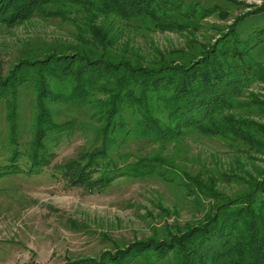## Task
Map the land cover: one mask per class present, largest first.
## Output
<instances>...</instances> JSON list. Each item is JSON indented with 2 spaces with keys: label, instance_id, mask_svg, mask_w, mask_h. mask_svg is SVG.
<instances>
[{
  "label": "trees",
  "instance_id": "trees-1",
  "mask_svg": "<svg viewBox=\"0 0 264 264\" xmlns=\"http://www.w3.org/2000/svg\"><path fill=\"white\" fill-rule=\"evenodd\" d=\"M217 13L227 17L200 0H0V31L36 17L75 28V42L32 49L8 77H0L9 142L17 147L20 86L31 85L36 111L28 156L34 164L40 165L47 132L63 129L45 107L48 95L49 101L68 99L87 115L75 126L93 135L92 147L79 149L64 164L72 183L100 189L118 176L161 174L176 181L195 211L183 224H165L158 238L65 264H264V168L245 177L239 156L264 153V124L237 118L234 101L247 81L239 78L246 75L241 62L256 65L251 76L263 81L264 65L253 58L257 43L237 34L250 12L237 15L227 33L212 41L207 31L218 26L203 19ZM164 31L180 34L184 43L162 50L142 42ZM258 33L264 35V29ZM49 79L60 83L59 94H53ZM194 135L221 141L234 154L233 163L224 164L212 151L203 164L196 165L193 156L194 167L178 165L170 150ZM125 141L136 149L123 151Z\"/></svg>",
  "mask_w": 264,
  "mask_h": 264
},
{
  "label": "rangeland",
  "instance_id": "rangeland-1",
  "mask_svg": "<svg viewBox=\"0 0 264 264\" xmlns=\"http://www.w3.org/2000/svg\"><path fill=\"white\" fill-rule=\"evenodd\" d=\"M200 1L207 7L216 6L226 12V18L217 13L203 19L218 26L217 30L207 31L212 41L227 33L228 25L237 15L250 12L244 17L246 20L238 24L237 34L249 44L257 43L258 50H253V58L264 65V35L258 33L264 29V0ZM74 31L71 23L40 17L3 28L0 31V77H8L32 49L38 52L55 44L75 42ZM142 40L157 44L162 50L175 49L184 43L180 34L171 31L154 32ZM146 46L148 51L152 47ZM241 65L246 75L240 72L239 78L243 80L246 76L247 81L241 87V94L234 99L240 111L235 114L239 119L264 124V108H261L264 81L260 75L251 76L256 65L251 62L248 67L242 62ZM49 84L53 94H59L60 83L49 79ZM26 86H20L24 88L16 102L17 147L9 142L7 107L5 99L0 100V264H65L68 260L95 258L114 246H127L129 242L150 236L158 238L164 235L165 224H183L195 216L193 206L176 181L164 179L161 174L118 176L100 189L72 183L64 174V164L75 158L79 149H90L93 135L75 126V120L87 118V115L68 99L49 101L48 95L45 107L63 129L47 132L44 142L47 146L39 157L40 165L34 164L28 155L36 111L35 91L31 85ZM194 136L193 140L184 138L176 149L170 150L178 165L189 169L187 167L193 166V156L199 159L196 165L203 164L212 151L217 152L224 164L233 163L234 154L227 152L228 148L221 141ZM125 142L128 145L123 151L136 149V143ZM239 156L240 162L245 164L240 170L245 177L247 171L256 175V168H264V153L260 150H250ZM117 164L122 166L121 160ZM159 205L167 210L161 211ZM174 209L177 212L174 213Z\"/></svg>",
  "mask_w": 264,
  "mask_h": 264
}]
</instances>
